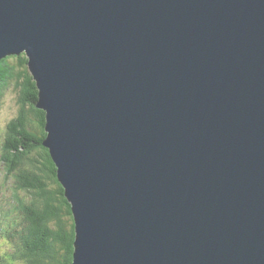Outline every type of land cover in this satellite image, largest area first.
Wrapping results in <instances>:
<instances>
[{
	"label": "water",
	"instance_id": "obj_1",
	"mask_svg": "<svg viewBox=\"0 0 264 264\" xmlns=\"http://www.w3.org/2000/svg\"><path fill=\"white\" fill-rule=\"evenodd\" d=\"M21 53L71 264H264V0H0Z\"/></svg>",
	"mask_w": 264,
	"mask_h": 264
},
{
	"label": "trees",
	"instance_id": "obj_2",
	"mask_svg": "<svg viewBox=\"0 0 264 264\" xmlns=\"http://www.w3.org/2000/svg\"><path fill=\"white\" fill-rule=\"evenodd\" d=\"M10 84L19 90V111L17 119L13 118L6 125L4 133L8 137H5L2 147H5V153L15 159L16 163L23 164V170L14 168L15 163L10 168L21 172V185L32 189L39 199V207L34 204V208L29 211L31 213L27 221L32 226L25 232L27 239L36 241L34 246L37 253L30 249L21 258L27 264H71L74 219L63 187L57 181L56 166L42 145L46 138L45 113L35 106L38 90L28 71L24 53L0 60V106L4 91Z\"/></svg>",
	"mask_w": 264,
	"mask_h": 264
},
{
	"label": "rangeland",
	"instance_id": "obj_3",
	"mask_svg": "<svg viewBox=\"0 0 264 264\" xmlns=\"http://www.w3.org/2000/svg\"><path fill=\"white\" fill-rule=\"evenodd\" d=\"M4 92L0 106V205L4 203L6 216L3 223H0V264H27L21 256L27 254L30 249L37 253L34 246L36 241L32 238L27 239L28 235L25 233L31 225L27 217L34 204H38L39 207V199L32 189L21 185V172L12 171L10 168L15 163L17 166L14 164V168L23 170V164L16 163L15 159L5 153V147H2L5 137H8V134L4 133L6 125L13 118L17 119L19 111L17 103L19 90L10 84ZM49 189L54 190L52 187Z\"/></svg>",
	"mask_w": 264,
	"mask_h": 264
},
{
	"label": "bare ground",
	"instance_id": "obj_4",
	"mask_svg": "<svg viewBox=\"0 0 264 264\" xmlns=\"http://www.w3.org/2000/svg\"><path fill=\"white\" fill-rule=\"evenodd\" d=\"M73 219H74V217H73ZM20 257V256H19Z\"/></svg>",
	"mask_w": 264,
	"mask_h": 264
}]
</instances>
